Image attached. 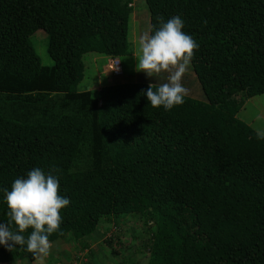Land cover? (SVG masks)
<instances>
[{"label":"trees","instance_id":"obj_1","mask_svg":"<svg viewBox=\"0 0 264 264\" xmlns=\"http://www.w3.org/2000/svg\"><path fill=\"white\" fill-rule=\"evenodd\" d=\"M130 1L0 0V223L4 190L40 168L70 200L51 242L87 250L99 229L118 254L133 214L149 232L145 264H264V135L237 116L264 94V0H144L148 33L179 16L199 45L206 99L170 111L143 81L78 88L86 52H130ZM38 28L50 64L28 39ZM22 260L35 261L26 246L0 244V264Z\"/></svg>","mask_w":264,"mask_h":264},{"label":"clouds","instance_id":"obj_2","mask_svg":"<svg viewBox=\"0 0 264 264\" xmlns=\"http://www.w3.org/2000/svg\"><path fill=\"white\" fill-rule=\"evenodd\" d=\"M184 22L175 16L164 22L154 34L143 33L138 40L136 71L148 77L161 78L167 74L165 83L150 84L145 92L153 108L163 106L172 110L183 105L189 95L182 79L189 70L199 48L195 39L183 31ZM9 209L7 224L0 223V244L13 250L24 248L39 261L49 256L52 243L49 236L61 228V212L70 204L68 198L60 195V184L52 174H45L40 168L31 170L27 178H17L11 190H4ZM15 225V230L13 229ZM32 229L30 234L28 230Z\"/></svg>","mask_w":264,"mask_h":264},{"label":"rangeland","instance_id":"obj_3","mask_svg":"<svg viewBox=\"0 0 264 264\" xmlns=\"http://www.w3.org/2000/svg\"><path fill=\"white\" fill-rule=\"evenodd\" d=\"M134 4H135L134 8L135 10L136 9L138 10V13L139 12L142 13L144 10L146 11L145 15L142 16L143 18L140 20V24L141 27L143 25L144 27L147 26L148 14H147L145 1L137 0L134 2ZM144 32L145 30H141L140 28V35H142ZM147 32H148V27H147ZM128 37H129L128 41L130 43L131 50L130 52L126 54H121L119 56L123 66V73L125 72V74L123 75L122 73L121 76L129 75L130 79H135L134 77L136 76L139 78L143 76L148 77L146 73L136 71L138 60L136 59L135 55L138 51L139 39H135L133 41L131 39L132 36H130V31ZM28 39L35 46V49L39 54L42 63L50 64L52 60L49 54L47 53L46 32L42 28H38L29 35ZM89 55H90L89 53L84 54L83 61L84 58H88ZM102 63H103L102 59L100 58L96 60L97 68H95L94 64L86 68L83 78L78 83V88L83 89L86 87V88H90L92 91H96L94 86L95 83L97 84L96 69L102 71ZM101 75L104 74L101 73ZM100 77L103 81L102 83H104V76H100ZM193 79L201 89V86L197 81V79L195 78L192 68L190 66L189 70L185 73L182 79V83L186 82V80L189 83L191 82L190 80ZM141 80H144V78H141ZM155 83L159 84L158 82ZM237 116L246 123H248L255 131L264 135V94H256V95H252L251 97H248L244 101L243 106L238 110ZM121 221L123 224V226L121 225L122 226L121 233L123 236L121 238L122 239L121 241L123 242V245L119 247L120 252L118 254H112L111 252H109L108 247L104 245L102 241L105 235L99 229L95 231L93 237H90L87 250L85 248H82L81 245L78 242L74 241L73 239L67 237L64 238L63 239L64 244L62 245V248L66 247L67 245L69 248L72 247L74 249V252L79 250L76 253L79 254V256L71 259L72 260L71 264H86L88 261L90 262L88 264H145L147 259L146 243L149 237V232L148 229L146 228V224L144 223L143 218L137 215L128 214ZM66 255H67L66 250H64L62 253L60 251L55 252V248L52 247L49 256L41 259V262H46L47 259L48 261L46 262L47 264H70L68 259L66 263L64 261L65 258L63 257ZM127 256H129L130 259H128ZM85 257H87L86 260L84 259Z\"/></svg>","mask_w":264,"mask_h":264},{"label":"crops","instance_id":"obj_4","mask_svg":"<svg viewBox=\"0 0 264 264\" xmlns=\"http://www.w3.org/2000/svg\"><path fill=\"white\" fill-rule=\"evenodd\" d=\"M135 1H137V0H133L132 11H131V16H130V21H129L130 22V24H129L130 30L129 31H130V36H132L131 39L133 41L135 39H139V37L141 36L140 35V28H141V30H145V32H147V27H148V25L145 27L143 25L141 27L140 20L143 18L142 16L145 15L146 11L144 10L142 13H140V12L138 13V10L137 9L135 10V8H134V5H135L134 2ZM140 7H141V4H140ZM147 14H148V11H147ZM86 53H89L90 55L88 58H84V61H83L84 62V72H85L86 68H88L92 64H94L95 68H97L96 67V60L101 58L102 62H103L102 63V71L96 69L97 70V73H96L97 84L95 83V85H94L96 90H98L102 85L110 84L113 82H120V81H143V82H147L150 84L155 83V82H158L159 84L167 82L166 81L167 74H163V76L161 78H157V80L154 77H146V76H143L140 78L137 76L136 77L132 76L135 79H130L129 75L113 76L109 71V65H108V58L110 55L100 54V53H96L93 51H88ZM101 73H103L104 75H101ZM124 74H125V72L123 73V75ZM100 76H104V83H102L103 81H102ZM141 78H144V80H141ZM190 81L191 82L188 83V81L186 80V82L183 83V85L189 89V95L192 97H195V98H199V99H206L203 91L199 88V85L195 82V80L193 79ZM88 89H90V88H88ZM51 243H52V247L55 248V252L60 251L62 253L64 250H66L67 255L63 257V258H65L64 259L65 263L68 259L70 264H71V262H72L71 259L79 256V254H76L79 250L74 252V249L72 247L69 248L67 245H66V247L62 248V245L64 244L63 239H56V240L52 241ZM86 258L87 257H85L84 259L86 260ZM46 262H48L47 259H46ZM46 262H41V260H39V261L35 260V261H33V263H29L26 260H22L19 263L14 262L11 264H47ZM88 263H90V262L88 261L86 264H88Z\"/></svg>","mask_w":264,"mask_h":264},{"label":"built area","instance_id":"obj_5","mask_svg":"<svg viewBox=\"0 0 264 264\" xmlns=\"http://www.w3.org/2000/svg\"><path fill=\"white\" fill-rule=\"evenodd\" d=\"M129 6L133 5V0L128 3ZM109 71L113 76H119L123 73V66L121 59L118 55H110L108 58Z\"/></svg>","mask_w":264,"mask_h":264}]
</instances>
